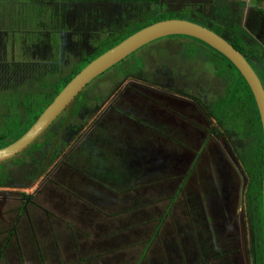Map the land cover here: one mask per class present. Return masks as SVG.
Here are the masks:
<instances>
[{
	"label": "rangeland",
	"instance_id": "obj_1",
	"mask_svg": "<svg viewBox=\"0 0 264 264\" xmlns=\"http://www.w3.org/2000/svg\"><path fill=\"white\" fill-rule=\"evenodd\" d=\"M73 2L0 0L3 119L26 96L39 99L34 108L46 104L54 81L148 10ZM197 3L204 8L191 13ZM158 5V13L188 11V20L207 28L242 25L254 9L249 0ZM263 34L257 38L264 42ZM183 46L205 48L186 38L152 42L132 62L144 58L148 78L113 84L109 70L83 90L74 116L59 115L0 163V264H253L250 180L201 102L226 82L217 83L201 52L187 61ZM243 55L264 85V45ZM3 126L0 120L4 144L23 132L8 136Z\"/></svg>",
	"mask_w": 264,
	"mask_h": 264
},
{
	"label": "trees",
	"instance_id": "obj_2",
	"mask_svg": "<svg viewBox=\"0 0 264 264\" xmlns=\"http://www.w3.org/2000/svg\"><path fill=\"white\" fill-rule=\"evenodd\" d=\"M75 3L81 5L89 6L91 4L101 5L103 3L109 5H117L119 7L127 8L129 6L141 9V7L148 8L145 14L139 16L137 20H128L127 25H121L120 29L115 33L106 37L102 41L99 47L96 49L92 57L82 61L81 65H76L73 71L69 73L65 78L63 76L62 80L54 81L51 90L55 93L46 104L42 107L34 108L39 103V99H35L32 96H26L21 99L20 102L14 103V108L12 104L11 113L10 110L4 114V119L0 117L3 122L2 130L5 135H10L14 132H18V129H23L21 136L16 139L11 144L1 143L0 136V150L6 148L17 142L21 137H23L28 130L35 124L39 116L45 111V109L52 104L56 96L72 81V79L78 75L87 65L92 61L106 53L107 51L113 49L127 38L138 33L139 31L156 24L161 21H167V19H182L188 20L189 13L195 12L197 9L204 8L203 4L197 3L188 11H176V12H166L158 13L159 0H73ZM73 2V3H74ZM259 4L264 3V0H258ZM217 4V0H209V5ZM122 8V10H123ZM157 10V12H156ZM126 12V11H125ZM264 8L260 5L253 9L250 14L252 19L256 17L257 21L253 20V24H258V27L264 24ZM123 17V16H121ZM125 20L127 18L125 17ZM251 20H249V26H251ZM191 22V21H190ZM206 27V26H205ZM213 32L217 35L222 36V32L229 35L227 41L239 52L243 53L245 48L248 46H255V39L253 36L247 32L246 29L241 27L240 20L236 23H230L228 27H223L220 24H214L210 27ZM223 37V36H222ZM174 38H186L198 42L205 48L197 46L193 48L192 46H187V49L183 46V55L188 57L187 61L194 59L198 52H201L203 56L207 58L206 64L210 66L215 74L216 81H225L226 86L220 88L221 90L215 94H209L204 100H201L204 106V111L209 118H212L221 130L231 138L233 141L236 151L239 153L240 162L243 169L247 173L250 183L248 188V204L251 216V228H252V238H251V256L253 264H264V221H263V207H262V185H263V175H264V138L261 119L259 111L255 100L251 94V91L244 79L240 76L238 71L234 66L218 52L214 51L205 44L187 37H170ZM162 40V39H161ZM186 44V42H184ZM189 45V44H188ZM146 48V47H145ZM142 48L138 51H141ZM202 48V49H198ZM181 49V47H180ZM188 50V51H187ZM137 51V52H138ZM123 60L121 63L115 65L112 69L115 70V82L113 84H120L118 78H122V81L126 77L143 79V76L148 78L151 75V70L147 67L144 58L142 60L136 59L137 61L132 63L135 59L136 53ZM143 63V65L141 64ZM124 68L122 69V67ZM109 69V70H111ZM108 70V71H109ZM107 71V72H108ZM111 71V72H112ZM264 75V73H262ZM134 75V76H132ZM113 80V79H112ZM222 84V83H221ZM212 86V85H211ZM88 86L87 88H90ZM210 88V87H209ZM207 88V89H209ZM212 88V87H211ZM210 88V89H211ZM215 89V87H214ZM84 91L70 104V106L61 114L62 117L67 115L74 116L76 114L77 106L82 102V97ZM15 103H18V107ZM1 116V114H0ZM25 120L22 122L21 117ZM26 121V122H25ZM21 122V125H18ZM62 147H57L52 151L48 163L52 162L57 155L60 153ZM239 151H242L240 154ZM14 234V232H12Z\"/></svg>",
	"mask_w": 264,
	"mask_h": 264
},
{
	"label": "water",
	"instance_id": "obj_3",
	"mask_svg": "<svg viewBox=\"0 0 264 264\" xmlns=\"http://www.w3.org/2000/svg\"><path fill=\"white\" fill-rule=\"evenodd\" d=\"M168 37H187L197 40L218 52L234 66L249 87L256 102L264 138V85L260 76L244 58V55L222 36L217 35L201 24L182 19H167V21L158 22L132 35L87 65L56 96L53 103L46 108L23 137L14 144L0 150V163L19 155L31 145L92 81L143 47ZM262 183L264 221V175Z\"/></svg>",
	"mask_w": 264,
	"mask_h": 264
},
{
	"label": "crops",
	"instance_id": "obj_4",
	"mask_svg": "<svg viewBox=\"0 0 264 264\" xmlns=\"http://www.w3.org/2000/svg\"><path fill=\"white\" fill-rule=\"evenodd\" d=\"M249 2H250V5L253 6L254 9H256L255 6H258V5H260L261 8H264V3L259 4L258 0H249ZM253 20L257 21L256 17H254L250 21L251 22V26H250L251 29H249L248 28L249 14L248 13L245 14L244 24H242L241 27L246 29L249 32V34L254 37L255 44L262 46V45H264V42L262 40L258 39L257 37L259 36V33L262 32V29L264 28V24H262V26L258 27V24H252ZM263 39H264V34H263ZM261 55H263V54H261Z\"/></svg>",
	"mask_w": 264,
	"mask_h": 264
},
{
	"label": "flooded vegetation",
	"instance_id": "obj_5",
	"mask_svg": "<svg viewBox=\"0 0 264 264\" xmlns=\"http://www.w3.org/2000/svg\"><path fill=\"white\" fill-rule=\"evenodd\" d=\"M38 50H39V49H38ZM213 122L215 123L216 121L213 120ZM50 156H51V155H49V156L47 157V159H46V161H45V164H44L43 166H47V165H49L50 163L53 162V161H52V162L48 163ZM31 197H32V195H29V196H28V199L31 200ZM32 200H34V199H32Z\"/></svg>",
	"mask_w": 264,
	"mask_h": 264
},
{
	"label": "clouds",
	"instance_id": "obj_6",
	"mask_svg": "<svg viewBox=\"0 0 264 264\" xmlns=\"http://www.w3.org/2000/svg\"><path fill=\"white\" fill-rule=\"evenodd\" d=\"M198 24H199V23H198ZM168 38H170V37H168ZM164 39H165V38H164ZM160 40H161V39H160ZM147 46H148V45H147ZM147 46H145V47H147ZM145 47H143V48H145ZM105 73H106V72H105ZM105 73H104V74H105ZM76 76H77V75H76ZM101 76H102V75H101ZM98 78H99V77H98ZM96 80H97V79H95V80L92 81V82L95 83ZM92 82H91V83H92ZM91 83H90V84H91ZM90 84H89L88 86H90ZM88 86H87V87H88ZM72 103H73V102H72ZM69 106H70V105H69ZM66 109H67V108H66Z\"/></svg>",
	"mask_w": 264,
	"mask_h": 264
}]
</instances>
